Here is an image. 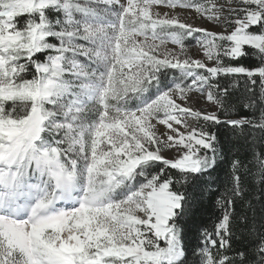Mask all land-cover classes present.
Instances as JSON below:
<instances>
[{
  "label": "snow or ice",
  "instance_id": "obj_1",
  "mask_svg": "<svg viewBox=\"0 0 264 264\" xmlns=\"http://www.w3.org/2000/svg\"><path fill=\"white\" fill-rule=\"evenodd\" d=\"M0 264H264V0H0Z\"/></svg>",
  "mask_w": 264,
  "mask_h": 264
},
{
  "label": "trees",
  "instance_id": "obj_2",
  "mask_svg": "<svg viewBox=\"0 0 264 264\" xmlns=\"http://www.w3.org/2000/svg\"><path fill=\"white\" fill-rule=\"evenodd\" d=\"M218 138L220 143L226 149V159L221 164L217 172L213 174V179H216L218 183L222 185L223 181L225 180V175L229 171V161L232 159L233 155L237 151L243 154L244 149L240 148L239 143L236 141V138L232 134V131L226 126L219 127ZM215 186L216 185H214L213 187ZM254 196L255 193L253 190V198ZM237 212L241 215L246 213L250 214V210L247 208L246 201L238 202ZM216 215H218V212L215 208L214 200L212 199L205 200L203 205H201L197 209L194 217H192L188 221L186 244L190 249L195 250L196 246L200 243L199 233L201 230V226L203 225V226L211 227V225L215 223ZM234 223L238 224L239 222L237 221ZM236 230H237V235H239V232H242L243 228L238 227Z\"/></svg>",
  "mask_w": 264,
  "mask_h": 264
},
{
  "label": "rangeland",
  "instance_id": "obj_3",
  "mask_svg": "<svg viewBox=\"0 0 264 264\" xmlns=\"http://www.w3.org/2000/svg\"><path fill=\"white\" fill-rule=\"evenodd\" d=\"M199 107H200L202 110H211V109H210V106H208L204 101H201V102H200Z\"/></svg>",
  "mask_w": 264,
  "mask_h": 264
}]
</instances>
